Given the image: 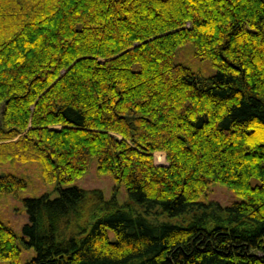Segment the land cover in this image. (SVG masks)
<instances>
[{
	"label": "trees",
	"instance_id": "16d2710c",
	"mask_svg": "<svg viewBox=\"0 0 264 264\" xmlns=\"http://www.w3.org/2000/svg\"><path fill=\"white\" fill-rule=\"evenodd\" d=\"M91 158L125 201L63 186ZM25 162L55 197L19 196ZM3 195L28 216L0 218L9 264H264V0H0Z\"/></svg>",
	"mask_w": 264,
	"mask_h": 264
},
{
	"label": "rangeland",
	"instance_id": "374dc122",
	"mask_svg": "<svg viewBox=\"0 0 264 264\" xmlns=\"http://www.w3.org/2000/svg\"><path fill=\"white\" fill-rule=\"evenodd\" d=\"M177 59L189 64L193 69L200 71L203 75H210L215 71L211 64L205 59H199L193 55L192 48L189 44L182 45L177 52ZM155 164H167L166 152L164 150H154L151 152ZM3 171H12L23 175L27 179V186L19 195L38 196L43 192H47L50 197H55L58 190L54 188L53 182L44 180L40 174L39 166L36 162H25L15 164H4ZM77 185L85 189L98 188L106 198L115 194L120 202L126 200L125 187L114 181L112 175L108 172H101L97 169L95 158H91L86 170L72 182L66 183L63 186ZM238 197L234 191L219 182L209 184L205 194L199 197V200L218 201L220 204L226 205ZM0 218L8 222L12 228L21 233L22 225L27 222L28 216L24 208V204L19 197L13 195H3L0 197ZM21 262L23 264L27 259L34 255L32 247L22 246ZM0 264H9L8 262L0 261Z\"/></svg>",
	"mask_w": 264,
	"mask_h": 264
}]
</instances>
